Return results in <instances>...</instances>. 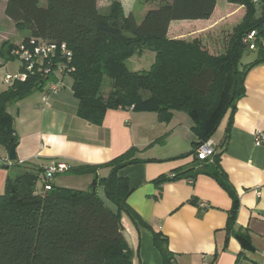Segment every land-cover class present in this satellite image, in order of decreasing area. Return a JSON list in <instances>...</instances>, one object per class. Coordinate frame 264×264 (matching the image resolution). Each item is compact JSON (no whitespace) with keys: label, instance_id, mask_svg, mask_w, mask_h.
I'll return each instance as SVG.
<instances>
[{"label":"trees","instance_id":"obj_1","mask_svg":"<svg viewBox=\"0 0 264 264\" xmlns=\"http://www.w3.org/2000/svg\"><path fill=\"white\" fill-rule=\"evenodd\" d=\"M5 1L7 18L29 32L26 39L36 37L66 43L72 51L69 65L74 70L69 74L79 100L77 112L90 124L101 125L110 109L154 112L158 121L164 123L173 119L175 111L192 117V131L197 140L189 153L178 157L193 155L192 166L161 175L154 182L160 186L188 176L193 181L201 174L211 176L233 198L228 224V229H232L239 201L220 165L222 152L216 148L212 161L201 160L195 148L212 138L225 116L235 112L245 93L248 72L264 63V45L260 41L264 33V8L263 14L256 17V4L229 0L245 5L246 14L233 30L227 53L212 56L201 48L199 41L169 39L168 28L174 20L209 19L217 0H163L157 8L147 11L140 23L133 13L125 16L118 2L113 3L109 14H104L98 0ZM261 3L264 7V0ZM253 30L257 32V56L240 67L243 54L249 49L243 39ZM14 45L4 43L0 51L4 60L15 59L10 55ZM144 48L155 52L150 70H130L126 60ZM105 75L113 80L107 98L101 94ZM46 83L44 75L35 73L0 90V143L9 150L19 143L9 105L44 89ZM228 139L226 133L223 144ZM136 153V148H131L105 164L69 169L77 175H95L88 190L52 183L50 190L43 185L44 190L38 192V174L24 171L16 177L9 176L0 195V264H133L132 250L122 233V214L136 224L146 223L128 204L133 188L119 171L143 161ZM105 166L110 168L109 175L98 178V168ZM98 184L104 186L114 208L99 196ZM240 237L248 240L245 233ZM154 244L164 258L163 264L175 263V254L169 249L165 235L155 231Z\"/></svg>","mask_w":264,"mask_h":264},{"label":"crops","instance_id":"obj_2","mask_svg":"<svg viewBox=\"0 0 264 264\" xmlns=\"http://www.w3.org/2000/svg\"><path fill=\"white\" fill-rule=\"evenodd\" d=\"M245 14V5L217 0L209 19L172 21L168 38L193 36L217 43L224 27L237 24ZM260 41L264 45V33ZM65 84L57 93H48L44 87L9 105L19 143L15 161L0 143V195L9 176L36 173L40 177L37 190L41 192L51 166L66 163L71 169L102 165L136 148V157L143 161L119 171L133 188L128 204L146 223L136 224L122 214V233L132 250L133 264H163L164 258L154 244L155 231L167 237V245L175 254L174 264H256L264 260V63L248 72L245 93L235 112L225 116L220 132L212 137L217 152H222L220 165L239 201L232 229L228 224L233 198L211 176L201 174L195 181L188 176L160 186L154 182L161 175L192 166L193 155L178 158L189 153L197 140L192 120L175 111L173 119L164 123L154 112L128 108L110 109L101 125L90 124L78 116L73 80L69 83L67 79ZM226 133L229 139L223 144ZM259 133L262 143L256 145ZM109 173L106 166L97 170L98 178ZM78 176L84 177L87 187L95 178L94 174ZM52 179L55 185L70 187L63 180L55 183ZM100 191L104 192V186L98 184L102 198ZM241 233L248 240H242Z\"/></svg>","mask_w":264,"mask_h":264},{"label":"rangeland","instance_id":"obj_3","mask_svg":"<svg viewBox=\"0 0 264 264\" xmlns=\"http://www.w3.org/2000/svg\"><path fill=\"white\" fill-rule=\"evenodd\" d=\"M160 1L157 0L156 2L152 3H143L137 0H98V6L100 11L104 14H109L113 3L118 2L122 9L125 16L128 14L133 13L138 23H140L146 12L150 9L157 8L160 4ZM4 3L3 0H0V51L3 48L5 42L8 43H19L26 39L29 36V32L25 31L24 28L17 27V25L10 19L7 18L4 10ZM263 6L262 3L256 6V17H260L263 14ZM244 17L237 23V24H228L229 26H225V31H222L221 37L219 38L217 43H211L212 40L207 38H198V37H187L182 39H174L184 41L186 43H194L195 41H199L201 48L207 51L212 56H222L227 53L229 48L230 40L233 35V30L235 27L242 23ZM209 40V41H208ZM209 42V43H208ZM150 49H145L140 52V54H135L131 58L126 60V64L128 68L135 72H144L150 70L153 62L155 61V56ZM155 53V52H154ZM258 53V49H247L243 57L240 61V67L243 65L253 61ZM144 54V55H142ZM140 56V57H139ZM142 56V57H141ZM140 59V60H138ZM20 61L18 59L6 61L0 56V90H3L8 87L9 84L4 82L5 73H9L11 75H15L19 72L20 69ZM68 82L70 83L72 80L67 78ZM113 87V80L108 77L107 75L104 76V82L102 83L101 94L104 98H107L112 91ZM183 117H187L192 120V117L185 112H179ZM193 121V120H192ZM220 132V129L218 130ZM219 132L215 135V138L219 136ZM58 180H63L65 183L69 184L70 188H77L82 190H88L90 187H87L86 180L84 177H80L70 171L64 173H60L55 176L52 181L57 182ZM100 195L102 198L106 199L108 206L115 207V205L110 202L103 191H100Z\"/></svg>","mask_w":264,"mask_h":264},{"label":"built area","instance_id":"obj_4","mask_svg":"<svg viewBox=\"0 0 264 264\" xmlns=\"http://www.w3.org/2000/svg\"><path fill=\"white\" fill-rule=\"evenodd\" d=\"M240 1V0H237ZM258 5L262 0H249ZM257 32L250 31L244 37L243 42L249 49L256 48ZM10 55L18 59L20 63L19 72L15 75L5 73L4 82L13 84L14 81H25L30 74L41 73L47 78L45 88L48 93H57L66 86L67 78H70V72L74 70L69 65L72 61L73 53L66 43H56L45 40L44 38L29 37L19 43H15L10 51ZM262 143V135H257L256 145ZM216 142L209 138L201 146L195 148L197 157L201 160H213L216 153ZM69 166L66 163H58L47 169L45 174L44 189L50 190L52 187L51 179L57 173L68 171ZM256 264H264V260Z\"/></svg>","mask_w":264,"mask_h":264},{"label":"water","instance_id":"obj_5","mask_svg":"<svg viewBox=\"0 0 264 264\" xmlns=\"http://www.w3.org/2000/svg\"><path fill=\"white\" fill-rule=\"evenodd\" d=\"M9 158L12 161L17 160V154H16V145L13 144L9 150Z\"/></svg>","mask_w":264,"mask_h":264}]
</instances>
